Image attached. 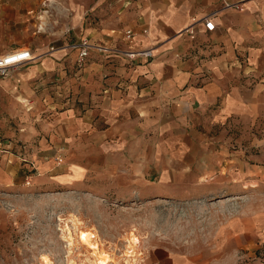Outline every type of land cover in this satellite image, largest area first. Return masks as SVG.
Returning <instances> with one entry per match:
<instances>
[{"label":"crops","instance_id":"1","mask_svg":"<svg viewBox=\"0 0 264 264\" xmlns=\"http://www.w3.org/2000/svg\"><path fill=\"white\" fill-rule=\"evenodd\" d=\"M24 6L22 27L31 37L17 41L15 0H0V53H32L9 78L38 117L23 124L18 138L0 139L1 188L14 187L19 167L29 171L32 187H66L99 206L154 198H203L208 206L213 191L254 186L256 167L248 159L256 155L231 148L224 129L230 120L264 125V0H24ZM125 28L131 37L123 36ZM81 37L110 48L149 47L152 54L129 61L89 49L79 61L74 43ZM220 223L204 240L203 256L151 249L141 264H264L254 256L264 252V214Z\"/></svg>","mask_w":264,"mask_h":264},{"label":"rangeland","instance_id":"2","mask_svg":"<svg viewBox=\"0 0 264 264\" xmlns=\"http://www.w3.org/2000/svg\"><path fill=\"white\" fill-rule=\"evenodd\" d=\"M15 7V37L17 41L29 39L31 31L22 27L24 18L29 15L24 0H15ZM41 8L40 5L37 7L38 12ZM10 74L0 77V139L8 137V133L18 138L24 131L23 124L38 117L33 106L27 108L24 105L28 97L19 94L17 81L9 78ZM3 79L11 81L8 84ZM14 87L15 97L12 95ZM224 133L229 137L231 148L256 155L248 159L256 167L254 186L234 185L213 191L206 199L213 203L208 206L203 198L195 201L154 198L140 203L125 199L120 205L99 206L82 194L78 197L66 187H32L29 171L19 167L14 187L8 191L0 187V264H42L44 256L53 264H67L69 259L73 264H88L87 259L93 258L91 250L94 249L82 243V230L96 237L101 251L110 258V264H123L125 259L129 260L128 264H141V258L151 249L162 248L197 252L203 256V246L208 244L204 240L212 239L220 221L234 215L247 216L255 212L261 217L264 214V125L230 120ZM15 143L22 151L24 142L16 139ZM229 191L233 193H227ZM66 225L73 228L75 235V245L70 253L59 230ZM130 239L133 245H130ZM128 250L134 255L132 259L128 258ZM263 256L262 251L256 253V263L263 262Z\"/></svg>","mask_w":264,"mask_h":264},{"label":"built area","instance_id":"3","mask_svg":"<svg viewBox=\"0 0 264 264\" xmlns=\"http://www.w3.org/2000/svg\"><path fill=\"white\" fill-rule=\"evenodd\" d=\"M237 3L238 2H225L224 4L225 6H229L232 4L234 7H237ZM202 21L205 30H211L213 28V22L210 18L204 17ZM140 32L145 33L146 29L141 28ZM122 34L125 38H129L133 34V30L131 28H125L123 29ZM74 44L77 47L76 58L79 61L82 60L88 54L89 49H95L97 51L108 50L112 53H119L129 61H133L139 58H148L152 54L151 49L149 47L125 49H119L115 47L110 48L102 44L90 42L87 37H81ZM49 48H52V46H49ZM30 57H32V53L28 48H15L0 53V77L9 75L13 69L21 65L25 60L29 59ZM262 261L264 262V256L262 257Z\"/></svg>","mask_w":264,"mask_h":264},{"label":"bare ground","instance_id":"4","mask_svg":"<svg viewBox=\"0 0 264 264\" xmlns=\"http://www.w3.org/2000/svg\"><path fill=\"white\" fill-rule=\"evenodd\" d=\"M59 220L63 221L61 219H59ZM72 224H73V222H72ZM73 227H75V225ZM75 228H78V227H75ZM72 229L73 228L71 226H69V225H66L65 227H60L59 228V230L61 231V238L63 239V241H65L67 243L68 253H70L72 251V247L75 245V241H74L75 240L74 239L75 235L73 236ZM77 232H80V231H77ZM80 239H81L82 243L85 244V246L87 245L88 247H91V248L94 249L93 252L91 250V255L93 256L94 259L93 258L92 259H87L88 260V264H110L109 263L110 258L108 257L107 254H105V253H103L101 251L99 242H98V240L96 239L95 236L90 235V233H88V232L84 233V231L82 230L81 231V235H80ZM129 242H130V245L134 244L132 239H130ZM128 253H129L128 258L132 259L134 257V255L132 254V251L128 250ZM124 263L128 264L129 260L125 259V261H123V264ZM42 264H53V262L51 261V259L49 257L44 256L42 258ZM67 264H73L72 260L69 259Z\"/></svg>","mask_w":264,"mask_h":264}]
</instances>
